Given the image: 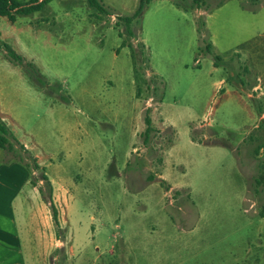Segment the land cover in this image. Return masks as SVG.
Instances as JSON below:
<instances>
[{
  "label": "rangeland",
  "instance_id": "obj_1",
  "mask_svg": "<svg viewBox=\"0 0 264 264\" xmlns=\"http://www.w3.org/2000/svg\"><path fill=\"white\" fill-rule=\"evenodd\" d=\"M99 1L105 14L54 0L0 17V45L24 59L0 48V119L18 142L0 149V198L17 199L26 255L40 204L34 264H256L264 0H155L132 35L118 17L140 0Z\"/></svg>",
  "mask_w": 264,
  "mask_h": 264
},
{
  "label": "trees",
  "instance_id": "obj_2",
  "mask_svg": "<svg viewBox=\"0 0 264 264\" xmlns=\"http://www.w3.org/2000/svg\"><path fill=\"white\" fill-rule=\"evenodd\" d=\"M54 0H31L30 2L26 4H22L17 2L16 0H0V17L7 18L11 23H15L18 16H31L35 13L43 11L46 6L51 3ZM88 5L96 9L100 14H105L106 10L102 6L99 0H87ZM153 1L155 0H140L139 6L136 10V12L130 16V17H118L120 21L125 22L126 25V31L129 33V35H132L131 31V25L133 22L142 16L144 10L147 6H149ZM185 1H191L194 5H196L198 8L202 6L206 0H185ZM119 27V26H118ZM201 30H199L200 34ZM120 37H123V34L120 33ZM201 39V38H200ZM126 43L123 42L122 47H125ZM0 48H3L7 54V56L14 62L22 63L24 60L21 56H19L7 43L0 45ZM205 50L208 54H212L213 52V45L211 43L205 44ZM216 61L221 62V59L217 56L214 57ZM30 65V64H29ZM216 67H219V64L217 62L214 63ZM259 113H262V108H259ZM144 122L147 126L145 135L146 139L145 142L148 139L149 133L151 132L153 128V123L151 116L149 115V112L147 110L146 116L144 118ZM14 143H17V140L13 137L11 134L8 126L5 124V122L0 119V149L4 151H8L9 153L13 154L14 156L17 153L16 146ZM22 150L25 151V147H21ZM19 161L24 162V158L20 157ZM39 165L35 166V169H38ZM42 180L50 185V181L48 180L46 175H43ZM52 209V218H54L55 223L57 224V211L54 207ZM260 217H264V208L262 212L260 213ZM58 225V224H57Z\"/></svg>",
  "mask_w": 264,
  "mask_h": 264
},
{
  "label": "crops",
  "instance_id": "obj_3",
  "mask_svg": "<svg viewBox=\"0 0 264 264\" xmlns=\"http://www.w3.org/2000/svg\"><path fill=\"white\" fill-rule=\"evenodd\" d=\"M221 83H225V82L221 81ZM1 170L4 173H7V171L8 173L10 172L9 170H7V168H0V171ZM161 177L162 179H165L164 176H160V178ZM51 185L53 186L52 183ZM33 189L37 192L36 188ZM16 200H17L16 198L6 199V200L0 198V264H34V262L33 263L31 262V254L34 249L33 248L34 245L38 243V233H39L37 229L38 216L35 210L36 208L40 207V204L36 205V208L33 210V212L30 215L28 225L25 226L26 227L25 238L26 241L30 243L29 252L31 253L30 255L27 256L24 245L22 243L21 231L18 230L17 228ZM1 205L7 207H5V209L2 211ZM260 221L264 223V217ZM38 245L41 247V250L44 251L42 245L39 243ZM256 258H257L256 264H261L264 259V251L260 249V246L257 248ZM248 261L249 258L243 259L242 264H246V262Z\"/></svg>",
  "mask_w": 264,
  "mask_h": 264
}]
</instances>
